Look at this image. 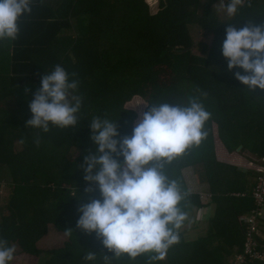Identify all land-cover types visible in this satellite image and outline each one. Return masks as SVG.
Returning <instances> with one entry per match:
<instances>
[{"label":"trees","instance_id":"trees-1","mask_svg":"<svg viewBox=\"0 0 264 264\" xmlns=\"http://www.w3.org/2000/svg\"><path fill=\"white\" fill-rule=\"evenodd\" d=\"M218 1L33 0L31 15L19 23L18 38L0 42V171H8L12 187L7 214L0 217V238L15 246V257L39 259L46 254L44 264H105L104 254H112L95 233L77 228L78 208L100 199L98 189L85 191L89 185L83 178L84 157L89 150L95 152L89 123L95 116L116 121L118 139L130 137L138 115L126 105L135 97L145 101L146 112L163 102L186 105L196 96L211 114L204 126L206 137L165 164L164 172L187 194L181 207L190 219L204 206L200 195L189 192L182 171L201 165L215 209L205 235L191 240L181 232L180 243L156 264H233L244 246L240 218L256 208L253 182L264 175V161L250 159L245 170L218 161L213 124L228 151L241 144L264 159V91L244 89L234 78L243 70L229 72L221 48L226 25L242 28L248 20L264 21V0H245L239 14L226 21H219L212 7ZM192 26L211 36L208 45L194 44ZM56 65L79 81V122L48 133L27 128L34 93ZM238 124L244 139H236L232 147L225 132ZM49 226L73 233L61 247L43 252L38 243ZM257 240L264 252L259 236ZM88 251L97 255L95 261L84 260ZM111 264L151 262L146 254L135 260L113 259Z\"/></svg>","mask_w":264,"mask_h":264},{"label":"clouds","instance_id":"clouds-1","mask_svg":"<svg viewBox=\"0 0 264 264\" xmlns=\"http://www.w3.org/2000/svg\"><path fill=\"white\" fill-rule=\"evenodd\" d=\"M244 2L229 0L220 7L233 18ZM32 3L33 0H0V42L18 38L19 23L22 17L31 15ZM225 32L221 52L228 71L243 70L244 74L236 71L234 78L247 91H264V21L257 24L248 20L242 28L229 24ZM78 87L79 81L70 79L69 73L56 65L41 78V87L29 104L32 118L26 121V127L43 133L51 128H74L82 106V98L76 94ZM210 117L196 96L190 97L186 105L163 102L143 113L130 137L119 139L116 121L92 118L90 140L95 152L89 150L84 157L83 178L89 185L85 191L98 189L100 199L78 208L77 228L88 235L95 233L103 248L112 254H104L105 264L123 257L135 260L146 254L151 264H156L180 243V230L188 220V213L181 207L187 194L176 180L169 179L164 166L200 145ZM39 142L37 138V145ZM72 233L65 231L66 236ZM15 253V246L0 238V264H11ZM96 258L88 251L84 260L92 262Z\"/></svg>","mask_w":264,"mask_h":264},{"label":"rangeland","instance_id":"rangeland-1","mask_svg":"<svg viewBox=\"0 0 264 264\" xmlns=\"http://www.w3.org/2000/svg\"><path fill=\"white\" fill-rule=\"evenodd\" d=\"M205 1L206 0H201V2H205ZM225 1L226 0H221L215 2L212 5L213 9L218 15L219 21H226L229 19L225 10L220 7L221 3L224 4ZM190 35L195 45L200 42L208 45L211 40V36H204L202 31L197 26L191 27ZM193 53L198 54L196 49L193 50ZM127 108L136 111L138 115L137 120L135 122L136 125L139 122V120L142 118L143 113L145 112V108H146L145 102H143L140 98H135L132 103L127 105ZM240 147L241 145L239 146V148ZM15 148H18L16 144H15ZM243 157L248 158L250 156L248 155V157H246L243 155ZM251 160H254L256 162H262L261 158L259 159L258 157H256V159L251 158ZM10 182H11V178L9 176L8 171L6 169L0 171V217L7 214L6 207L8 203V198L12 191V187L9 185ZM205 197H206V201L211 199V196L205 195ZM203 215H204L203 213L196 212L195 210L192 218L186 221L185 226L180 231L186 232L187 239L193 240L198 236L205 235L207 231L208 222L206 221ZM259 234L261 235L260 239L262 246H264V229L262 231H259ZM65 240H66L65 234L59 233L54 229L53 226H49L48 233L46 234L45 237H43L40 240L38 247L43 252H47L48 250L61 247ZM47 259L48 256L46 254H42L39 259L31 258V257L26 258L24 256H18V254H16V257L11 262V264H44Z\"/></svg>","mask_w":264,"mask_h":264},{"label":"crops","instance_id":"crops-1","mask_svg":"<svg viewBox=\"0 0 264 264\" xmlns=\"http://www.w3.org/2000/svg\"><path fill=\"white\" fill-rule=\"evenodd\" d=\"M155 1L156 0H153V2H155ZM135 98H138V97H135ZM132 102H133V100L131 102L127 103V105L132 103ZM143 102H145V101H143ZM127 105H126V107H127ZM145 105L147 107L146 103H145ZM236 127H237L236 130L230 127L229 130H227L225 132V134H227V136H228L229 141H231V143L233 144L232 147H234L235 145L237 146L236 143L238 142V140H236V139H239V138H240V140L244 139V138H242L243 136L239 133V131H242L243 128L239 124L236 125ZM218 130H219L218 125L216 123H214L213 124V131H214L215 153H216V157H217L218 161H220L224 164L234 166V167H238L239 169L245 170L247 162L251 158L256 159L257 154L254 153L253 151H250L249 148L244 149V146L241 144H238V148L240 145H241V147L239 149L237 148L236 151H228L227 148L225 147L224 143L222 142L221 138H220ZM237 132L240 135V137L237 136V134H236ZM234 136H235V138H234ZM240 149H242V150H240ZM245 150H247V151H245ZM243 155L246 157H248V155H249L250 157L245 158V157H243ZM242 167H245V168H242ZM202 171H203V168L201 167V165H194V166H189V167L184 168L182 171V174H183V178H184V181L186 183V186H187L189 192L192 194L200 195L201 204L204 207H202L201 209H196V212L203 213L204 218L208 222L209 219L213 215V210L215 209V204L212 203L211 199L206 201L205 195L212 197V194H211L208 183H206L205 179L202 176ZM261 229L262 230L264 229V225L261 226ZM48 230H49V228H48ZM47 233H48V231H47Z\"/></svg>","mask_w":264,"mask_h":264},{"label":"built area","instance_id":"built-area-1","mask_svg":"<svg viewBox=\"0 0 264 264\" xmlns=\"http://www.w3.org/2000/svg\"><path fill=\"white\" fill-rule=\"evenodd\" d=\"M261 160L264 161L263 158ZM254 183L253 197L256 208L250 214L240 218V222L245 224L244 246L242 252L233 260V264H243L249 260H264V252L260 250L257 240L260 228L264 224V175L258 174Z\"/></svg>","mask_w":264,"mask_h":264}]
</instances>
